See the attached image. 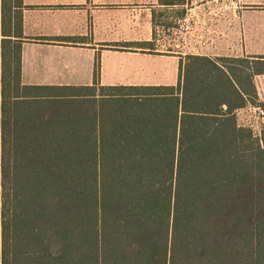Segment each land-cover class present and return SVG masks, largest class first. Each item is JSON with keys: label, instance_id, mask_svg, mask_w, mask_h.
<instances>
[{"label": "trees", "instance_id": "1", "mask_svg": "<svg viewBox=\"0 0 264 264\" xmlns=\"http://www.w3.org/2000/svg\"><path fill=\"white\" fill-rule=\"evenodd\" d=\"M23 8L0 0V264H264V128L235 116L264 106V55L185 54L146 85L100 84L96 57L91 84H24Z\"/></svg>", "mask_w": 264, "mask_h": 264}, {"label": "crops", "instance_id": "2", "mask_svg": "<svg viewBox=\"0 0 264 264\" xmlns=\"http://www.w3.org/2000/svg\"><path fill=\"white\" fill-rule=\"evenodd\" d=\"M23 4L24 84H91L96 53L102 85L175 84L185 54L264 55V0H23ZM159 36L169 37V42L154 44L152 38ZM46 37L80 40L63 44L35 40ZM187 38L195 39V44L186 45ZM139 41L146 45H111ZM28 44L47 48L50 58H36L30 47L33 55L27 59ZM122 56L129 58L127 68L117 66ZM60 77L70 80L61 82Z\"/></svg>", "mask_w": 264, "mask_h": 264}, {"label": "built area", "instance_id": "3", "mask_svg": "<svg viewBox=\"0 0 264 264\" xmlns=\"http://www.w3.org/2000/svg\"><path fill=\"white\" fill-rule=\"evenodd\" d=\"M235 116L241 127L249 128L254 136H259L264 128V106L261 103H248L236 109Z\"/></svg>", "mask_w": 264, "mask_h": 264}, {"label": "rangeland", "instance_id": "4", "mask_svg": "<svg viewBox=\"0 0 264 264\" xmlns=\"http://www.w3.org/2000/svg\"><path fill=\"white\" fill-rule=\"evenodd\" d=\"M27 34L28 35H31V34H33L31 31H29L28 30V32H27ZM142 40V39H141ZM152 40H153V43L155 44V43H157V44H164V45H166V43L167 42H169V37H164V36H159V37H153L152 38ZM194 41H195V39H193V38H187L186 39V45H188L189 47L190 46H193L195 43H194ZM30 47H34V48H31L30 49ZM99 48H101V46H99ZM25 56H26V58L28 59L29 57H31L33 54H29L28 53V49H30V50H35V57L36 58H38V56H40L41 57V59L42 60H46V59H49L50 57H47V54H50L51 52H49V50L47 49V48H45V47H42V46H38V45H35V46H30L29 44L25 47ZM37 49V50H36ZM45 54V55H44ZM73 56L74 57H79L80 55L79 54H76V53H74L73 54ZM99 55H98V53H96V56L95 57H97V58H99L98 57ZM108 58V57H107ZM129 58H126V56H122V57H120V58H117V60H116V63H117V66H119V67H121V68H127L128 67V65H129V60H128ZM107 62V60H105V63ZM160 62H158V64H159ZM132 64H135V65H138L139 64V62H137L136 63V61L135 60H133L132 61ZM162 65H164V63H162ZM65 68H67V67H65ZM62 69H63V67H62ZM62 71V70H61ZM64 75H66V74H64ZM34 80H38V79H34ZM58 80H60L61 82H66V81H68V80H70V79H65V78H63V77H60Z\"/></svg>", "mask_w": 264, "mask_h": 264}]
</instances>
